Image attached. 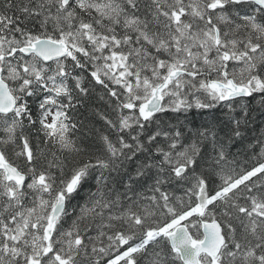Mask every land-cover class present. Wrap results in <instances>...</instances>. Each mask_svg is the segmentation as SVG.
<instances>
[{"label":"snow or ice","instance_id":"snow-or-ice-1","mask_svg":"<svg viewBox=\"0 0 264 264\" xmlns=\"http://www.w3.org/2000/svg\"><path fill=\"white\" fill-rule=\"evenodd\" d=\"M0 264H264V0H0Z\"/></svg>","mask_w":264,"mask_h":264},{"label":"trees","instance_id":"trees-1","mask_svg":"<svg viewBox=\"0 0 264 264\" xmlns=\"http://www.w3.org/2000/svg\"><path fill=\"white\" fill-rule=\"evenodd\" d=\"M98 106H100L99 103H98ZM194 119H196L197 123H198L199 120H200V118H199V117H195V115H194ZM100 123H101V122H97L96 126H97V127H100Z\"/></svg>","mask_w":264,"mask_h":264}]
</instances>
